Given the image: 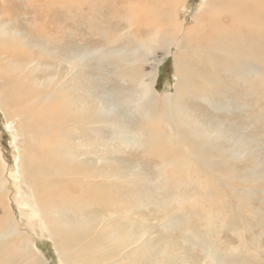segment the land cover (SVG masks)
<instances>
[{
	"label": "rangeland",
	"instance_id": "374dc122",
	"mask_svg": "<svg viewBox=\"0 0 264 264\" xmlns=\"http://www.w3.org/2000/svg\"><path fill=\"white\" fill-rule=\"evenodd\" d=\"M9 1L14 4H9L0 13L4 24L9 25L7 27L0 22V54L10 51L15 55L7 63L0 60V79L3 80L0 81L3 101L0 103V152L8 165V179L13 180L10 176L16 169V159L29 160L31 152H36L31 144L32 137L39 147H48L51 143L39 135L38 128L36 134L42 142L38 144L37 135L32 136V120L40 114H52L51 110L39 108L45 100L41 98V93L50 91L44 85L56 84L55 92L58 95L72 89L71 98L77 111L91 113L103 101L117 104L123 117L122 133L124 138L131 140V144L123 146V140L112 142L108 129L80 131L75 127L74 142H81L82 152L88 156L87 172L94 176H75L77 181L74 190L65 198L71 202L69 208H64L63 201H56L57 226L52 221L51 225H44V221L35 219L33 204L40 203L39 195L22 200L15 190L11 195L10 214L7 215L8 226L3 227L5 221L0 220V229L4 230L0 237V263L113 264L116 259L91 262L93 257L106 255L107 245H113L109 244L112 243L109 234H116V242L120 238L133 244L143 232H147L145 252L133 253L128 250L119 257L115 248L117 245H113L116 249L114 256L123 261L132 260L133 264H158L161 252L172 257V264H264V193H257L252 196L253 199L251 197V212L246 205L242 207L245 213L238 212L240 203L246 202L250 186L257 188L258 182L257 185L248 182L242 186L239 180L218 175H206L199 179L184 176L170 178L157 173L140 156L156 157L161 152L180 151L184 152V159L179 166H194L190 157H193L192 152L185 143L175 142L172 146L163 145L160 151L155 149L157 144L153 142V135L159 126V119L172 116L165 99L167 94H172L177 98L176 107L184 110L181 115L190 116L191 125L203 124L204 131L210 137L215 136L217 129H221L218 119L222 120L221 124L229 132L218 134L219 138L211 137L208 140L210 147L224 142L231 134L238 146L246 142L260 143V152H252L259 160L248 154L247 164L241 170L251 175L264 168V72L260 81L247 80L251 91L245 92V95L234 94L236 88L233 87L232 92L227 82L233 85L234 81L235 84L246 86L245 83L238 82L234 76H218L223 80L221 89L227 93H215L219 99L233 102L234 107L229 111H217L200 100L199 92L193 94L186 90L189 82L201 88L206 83L214 85L216 78H205L194 70V66L200 67L199 60L192 55L193 50L188 51L185 50L186 46H181V41L179 43L172 36L166 37L169 28L163 29L164 34L152 54L144 57L143 51L136 53L143 60L142 63H122L116 56L122 53L130 59L138 48L137 41L126 39V30L110 32L116 26L114 20L107 14L99 18L88 13L89 7L94 5L89 0H40V4L35 0ZM175 1L176 13L171 8L174 18L189 28L193 25V19L201 14L203 1ZM32 8L33 12H29ZM155 13V10H148L150 16ZM6 14L12 17L11 21L4 18ZM98 32H102L105 38L100 40ZM183 63L188 72L185 74L180 71L179 80V66ZM118 65L124 66L122 68L126 69L127 75L118 78L117 82L113 76L120 71ZM54 68L70 72L68 77H63V83L68 88H63L61 92H58L59 88L64 84L59 82L58 77L61 75L52 70ZM261 68L264 69V65ZM142 78L147 83L155 82L154 94L144 97L142 91L131 86L132 80ZM8 83L15 89L14 93ZM130 96H136L142 103L149 102L147 116L151 115L150 119L139 123L141 113L138 109L133 110L131 115L126 114L123 104ZM47 101L50 102V99ZM11 102H15V105ZM10 123L15 133L19 132L22 138L21 157L17 155V144L14 132L9 128ZM130 146L141 154L131 152ZM74 158L75 166L82 155L74 152ZM110 164L117 165L115 171L109 170ZM199 166L202 167L200 161ZM75 169L82 172L79 165ZM43 175L46 179H62L50 169L45 170L44 165H37L32 177L43 178ZM112 175L117 176L109 178ZM261 180L264 182V176ZM200 205H204L202 215L208 214L207 221L201 215V219L199 217ZM219 206L223 211L218 217L215 218L212 211L208 213L209 209ZM41 211L45 210L41 208ZM62 216L67 219L63 220ZM253 219L263 221L262 225L258 227ZM243 220L247 228L242 226ZM108 224L118 230H108ZM235 225L247 231L244 234L247 238L245 244L240 242L238 235L231 233ZM248 228H252L250 232ZM67 246L70 249L67 250ZM212 249L219 257L216 263H210L204 253ZM152 250L151 255L147 254Z\"/></svg>",
	"mask_w": 264,
	"mask_h": 264
},
{
	"label": "bare ground",
	"instance_id": "6f19581e",
	"mask_svg": "<svg viewBox=\"0 0 264 264\" xmlns=\"http://www.w3.org/2000/svg\"><path fill=\"white\" fill-rule=\"evenodd\" d=\"M89 1L94 5L89 7L88 13L99 18L107 14L114 20L116 26L113 27L110 32H121L126 30L128 35L125 38L137 41L138 48L135 54L131 55L130 59L126 58V55L122 53L116 56V59L120 60L122 63L126 61L142 63L143 60L138 58L136 53L138 51H143L144 57L152 54L154 48L160 42L161 35L164 34L163 29L169 28L166 37L172 36L176 38L177 41L179 40V43L181 41V46H186L187 48H185V50H193L192 55L199 60L198 64L200 67H197L199 69L188 64L189 67H193L196 72L202 73L205 78H216L214 85L206 83L201 88L196 87L193 82H189L190 85L186 90L193 94L199 92L200 100L217 111L228 110L234 107L233 102L221 100L215 93V91L218 94L227 93L221 89V83L223 82V80L219 78L221 74L234 76L238 82L245 83L246 86L235 84L234 81L233 85L232 82H227V86L231 88L232 92L233 87L236 88L234 94L243 93V95H245V92L251 91L249 87L251 85L247 84V80L253 79L254 82H256L263 79L264 69L261 67L264 65V0H202L203 9L200 10L201 14L193 19V25L189 28H185L182 23H178L174 18V12L171 8H173L176 13L177 4L175 0ZM35 2L39 3L40 0H35ZM12 3H10L9 0H0V13ZM148 10H155L156 13L154 16H150ZM29 12H33V8ZM204 14L206 17L203 18ZM4 18L10 19V21L12 20L9 14H6ZM0 22L4 24L1 17ZM4 26L9 27L7 23H5ZM97 36L100 40L105 38L102 32H98ZM111 38L117 40L116 37ZM218 50H221L222 53L216 54L215 52ZM14 56L13 52L6 51L4 54H0V60L6 61L7 63L11 61L10 58H14ZM70 64L68 63V65ZM122 67L124 66L118 65V70L120 71L113 76L117 82L118 78H123L127 75L126 69ZM52 70H56L57 73L61 75L58 77L60 83H63V77H68L70 73L67 69L63 68H54ZM180 71L187 74L188 70L184 63L179 66V80H181ZM1 72L2 70L0 69V73ZM0 81L3 82L2 79H0ZM5 81L7 80L5 79ZM49 81L51 80L49 79ZM63 84L64 85H62V88H59L58 92H61L63 88H68L67 84ZM130 84L136 87L137 90L142 91L144 97L147 94H154L155 82L147 83L145 79L142 78L140 80L134 79ZM6 85L7 84H5V87ZM56 87V84L53 86L44 85V88H48L50 91L48 93H41V98L45 100H43L39 106V108L43 110H51L52 114H40L37 118L35 117L34 120H32V136L36 134L38 128L40 130L39 135L51 141L49 146H37L32 137L31 144L36 149V152H31L29 160L22 159L19 161L16 159L14 161L16 169L12 176H10V179H13L12 181L8 179V165L0 152V220L5 221L3 227L8 226L7 215L10 214L9 205L12 202L11 195L15 190L22 200L28 198L33 199L35 194L39 195L41 204L37 202L33 204L35 219L44 221V225H51L52 221V224L57 226L58 217L55 215L57 209L55 207L56 201H63L65 203L64 208H69L71 202L65 200V198L70 196V193L74 190V184L77 181L75 176H94L87 172L88 156L83 154V147L79 145L81 142H74L73 131L75 127L80 131H92L91 128L93 131L108 129L111 133L112 142L123 140V146L131 144V140L124 138L122 133L124 126L123 117L120 107L117 104L103 101L97 104L95 110L91 113H86L83 110L77 111L74 110V102L71 98L72 89H67V91L58 95L55 92ZM14 91L15 89L12 93H14ZM21 99L24 98L21 96ZM48 99H50V102L47 101ZM165 99L171 108L170 111L172 112V116L166 119L163 117L159 119V126L156 128L153 135V142L157 144L155 149L160 151L163 145L172 146L175 142L179 144L185 143L188 145L194 157L190 155L194 166H179L182 159H184V152L180 151L161 152L159 156L156 157H145L140 152H137V150L135 151L131 146L130 151L141 154L142 161L147 162L146 164L154 168L160 175L170 178L184 176L199 179L206 175H218V177L230 176L233 179L239 180L242 186L248 182L252 184L255 183L256 185L259 183L256 186L257 188L252 187L253 185L250 186L246 195V202L244 204L240 203L238 207V212L241 214L245 213V210L242 209L245 205L251 212L249 204L251 197L259 192L264 193V182L261 180V177L264 176V168L253 172L251 175H248L241 169L247 164L248 154H251L256 160H259L252 152L256 150V152L259 153L261 144L259 143V146L255 142L251 144L246 142L242 146H238V144L234 142V138L231 134L224 142L210 147L208 140L211 137L219 138L218 134L229 132V130H226L227 127L221 124L222 120L218 119V126L221 125V129H217L215 136L210 137V135L204 131L203 124L191 125V117L181 115L184 113V110L176 107L177 98L175 95L167 94ZM2 102L0 94V103ZM11 103L15 105V102ZM123 105L127 115H131L135 109L140 111L141 119L139 123L151 118V115L147 116V106L149 102L142 103V100H139L136 96H130ZM247 119H249L248 115ZM9 125V128L12 129L15 135L17 155L21 157L23 155L22 149L20 148V143L22 142L21 135L19 132L15 133L11 123ZM36 135L38 137L36 140L38 144H40L42 142L40 136L38 134ZM262 136H264V134ZM199 144L203 146H198ZM43 148H45L46 151H42ZM74 152L82 155L78 164L75 163V166L79 165L82 172H77L75 169ZM199 161L202 167L199 166ZM26 165L27 167H25ZM37 165H44L45 170L50 169L52 172L60 175L62 179H46L44 175L43 178L39 176V178L34 179L32 175L36 172ZM117 165L110 164L108 166L110 168L109 170L115 171ZM116 176L117 175H112L109 178H115ZM30 178L34 180L30 181ZM182 181L184 183V180ZM203 197L207 198L209 196L204 195ZM203 197L200 196L199 198L203 201ZM211 198L210 200H212ZM41 208L45 211L42 212ZM200 210L199 217L201 215L204 220L207 221L208 214L206 216L202 215L204 205H200ZM209 211L214 212V217L216 218L222 214L223 210L222 207L219 206L209 209L208 213ZM253 214L254 211L250 215L252 216ZM62 219L65 220L67 217L62 216ZM254 219L253 222L260 227L263 221ZM245 224L243 220L242 226H246L245 228H247V224ZM251 229L252 228L249 229V232ZM108 230L117 231L118 229L108 224ZM3 231L4 230L0 229V237ZM161 231L164 232L163 230ZM231 233L238 235L240 242L245 244L247 238H245L244 234H246L247 231L241 226L239 228L238 225H235ZM18 235H20V233H18ZM146 235L147 232H143L133 244H129L126 240H121L120 238L119 241L116 242V234L113 233L109 234V238L112 242L109 244L117 245L115 248L117 249L119 257L128 250L133 253L145 252L147 249L145 243ZM200 235L202 236L201 232ZM204 238L205 237L202 239ZM113 245H107L108 251L106 255L93 257L91 262H105L116 259L113 261V264H119L120 262L121 264H133L132 260L123 261L122 259L116 258L114 256L116 255V249L113 248ZM202 247L204 248V246ZM66 249H70V246H67ZM152 252L153 250L147 254L151 255ZM204 253L210 263L218 262L219 257L213 249L208 253ZM153 257L155 258L156 255H153ZM158 258L160 260L158 264H172V257L169 258V255L164 252H161Z\"/></svg>",
	"mask_w": 264,
	"mask_h": 264
}]
</instances>
